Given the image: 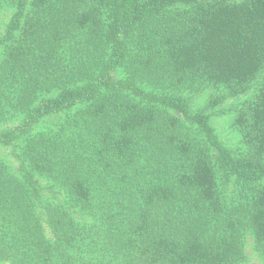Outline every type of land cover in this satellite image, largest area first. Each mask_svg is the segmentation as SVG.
Segmentation results:
<instances>
[{
    "label": "trees",
    "instance_id": "16d2710c",
    "mask_svg": "<svg viewBox=\"0 0 264 264\" xmlns=\"http://www.w3.org/2000/svg\"><path fill=\"white\" fill-rule=\"evenodd\" d=\"M248 244L264 264V0H0V264Z\"/></svg>",
    "mask_w": 264,
    "mask_h": 264
},
{
    "label": "rangeland",
    "instance_id": "374dc122",
    "mask_svg": "<svg viewBox=\"0 0 264 264\" xmlns=\"http://www.w3.org/2000/svg\"><path fill=\"white\" fill-rule=\"evenodd\" d=\"M213 123L223 138H226V139H229L230 141H232L234 134L232 132V129H231V126H230V123L228 120V115H222L219 117L217 116L214 119ZM247 251L249 253L248 255H250V256H249V260L246 264H260V259L257 255V253L254 252L253 250H251L249 244L247 245Z\"/></svg>",
    "mask_w": 264,
    "mask_h": 264
}]
</instances>
